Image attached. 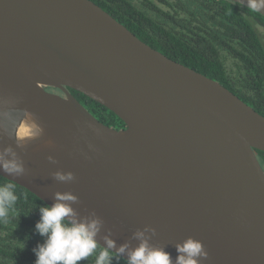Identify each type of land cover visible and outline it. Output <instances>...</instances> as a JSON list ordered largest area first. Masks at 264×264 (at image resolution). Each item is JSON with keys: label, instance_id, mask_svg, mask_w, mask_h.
I'll return each instance as SVG.
<instances>
[{"label": "water", "instance_id": "obj_1", "mask_svg": "<svg viewBox=\"0 0 264 264\" xmlns=\"http://www.w3.org/2000/svg\"><path fill=\"white\" fill-rule=\"evenodd\" d=\"M68 88L126 128L100 121ZM255 149L264 151L263 114L93 0H0V164L23 165L0 175L49 206L75 196L78 221H101L102 247L113 240L127 260L147 241L175 264L177 246L194 238L207 251L199 264H264Z\"/></svg>", "mask_w": 264, "mask_h": 264}, {"label": "trees", "instance_id": "obj_2", "mask_svg": "<svg viewBox=\"0 0 264 264\" xmlns=\"http://www.w3.org/2000/svg\"><path fill=\"white\" fill-rule=\"evenodd\" d=\"M140 39L214 78L264 115V15L231 0H93ZM70 92L107 125L123 122L85 95ZM264 168V151L255 149ZM17 196L6 222L0 221V264H35L33 249L44 243L35 230L40 207L49 206L25 187L0 175ZM26 245L24 250L20 249ZM96 255L102 250L100 244ZM111 264L127 260L110 251ZM95 255L80 264H94Z\"/></svg>", "mask_w": 264, "mask_h": 264}, {"label": "clouds", "instance_id": "obj_3", "mask_svg": "<svg viewBox=\"0 0 264 264\" xmlns=\"http://www.w3.org/2000/svg\"><path fill=\"white\" fill-rule=\"evenodd\" d=\"M240 3V0H237ZM250 13L264 15V0H247ZM2 160V157H0ZM8 174L19 175L23 172V165L15 159L4 160L0 164ZM55 178L60 181L73 179L72 173L57 172ZM17 196L12 185L0 186V221L6 222L10 209L15 205ZM76 197L71 194H57L56 202L51 206L40 207V219L35 224L36 232L44 237V243L33 249L35 264H80L95 255L94 264H111L110 250L115 248L114 241L105 237L106 247L99 251L96 236L101 227V221H78L68 202H74ZM137 232L138 238L143 237ZM26 245L20 249L24 250ZM127 246H121L118 251L123 254ZM178 256L175 264H199L201 258H206L207 251L202 242L188 238L177 246ZM127 264H172L170 254L163 248L149 246L142 241L138 247L128 252Z\"/></svg>", "mask_w": 264, "mask_h": 264}, {"label": "flooded vegetation", "instance_id": "obj_4", "mask_svg": "<svg viewBox=\"0 0 264 264\" xmlns=\"http://www.w3.org/2000/svg\"><path fill=\"white\" fill-rule=\"evenodd\" d=\"M48 90L51 91V92H55L57 94H60L62 96H65L64 92L62 90L58 89V88L57 89L49 88ZM110 126H112L113 128H116V129L126 128L125 123L124 122H120V121L115 122L113 125H110Z\"/></svg>", "mask_w": 264, "mask_h": 264}]
</instances>
